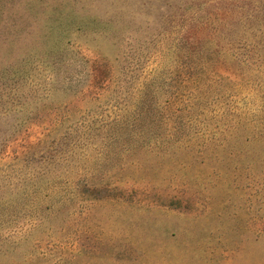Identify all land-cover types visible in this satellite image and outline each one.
I'll return each instance as SVG.
<instances>
[{"label":"rangeland","instance_id":"rangeland-1","mask_svg":"<svg viewBox=\"0 0 264 264\" xmlns=\"http://www.w3.org/2000/svg\"><path fill=\"white\" fill-rule=\"evenodd\" d=\"M0 264H264V0H0Z\"/></svg>","mask_w":264,"mask_h":264}]
</instances>
